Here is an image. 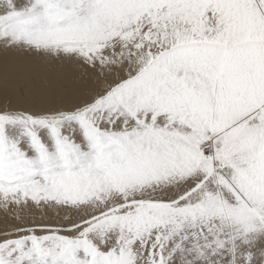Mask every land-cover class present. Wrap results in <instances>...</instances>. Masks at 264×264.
Returning <instances> with one entry per match:
<instances>
[{
	"label": "snow or ice",
	"instance_id": "obj_1",
	"mask_svg": "<svg viewBox=\"0 0 264 264\" xmlns=\"http://www.w3.org/2000/svg\"><path fill=\"white\" fill-rule=\"evenodd\" d=\"M0 264H264V0H0Z\"/></svg>",
	"mask_w": 264,
	"mask_h": 264
}]
</instances>
